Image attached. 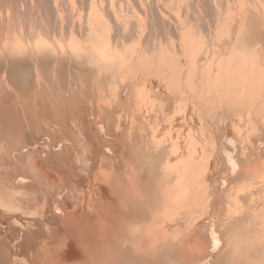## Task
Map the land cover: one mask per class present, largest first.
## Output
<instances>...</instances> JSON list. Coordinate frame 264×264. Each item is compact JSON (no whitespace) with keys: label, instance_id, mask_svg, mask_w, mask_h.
Returning a JSON list of instances; mask_svg holds the SVG:
<instances>
[{"label":"bare ground","instance_id":"bare-ground-1","mask_svg":"<svg viewBox=\"0 0 264 264\" xmlns=\"http://www.w3.org/2000/svg\"><path fill=\"white\" fill-rule=\"evenodd\" d=\"M85 1L0 25V264H264V0Z\"/></svg>","mask_w":264,"mask_h":264},{"label":"rangeland","instance_id":"rangeland-1","mask_svg":"<svg viewBox=\"0 0 264 264\" xmlns=\"http://www.w3.org/2000/svg\"><path fill=\"white\" fill-rule=\"evenodd\" d=\"M1 1H2V2H1ZM4 1H6V2H4ZM17 1L19 2V4L16 3ZM24 1H25V2H24ZM24 1H23V0H21V1H20V0H12V1L9 0V2H8V0H0V6H2V7L5 6L4 8H6V9H3V8H2L1 10L4 12V10L6 11V10L8 9V13H5V12H4V14L6 15V17H4V20H3V19L1 20V18H0V21H1L0 25H1V24H2V25L4 24V26H5L6 23H7V25H8V22H9V24L13 22V25L10 24V25H11V29H13V30H16V29H17L16 32L18 31V32H20L19 34H21V35H22V34H23V35H26V34L28 33V30H29V27H28V26H29V23L31 22L30 20H32V22L35 21V20H37V21H36V24H37V25H36V26H37L36 28H38V27H39V29H40V27L42 28V30H41V29H40V30L38 29V30H39V33H40V32L42 33V31H45V30H46V27H48V28H52L51 31L53 32V33H52V32L47 28V30H46L47 32L45 31L46 33L43 32V34L40 33V36H41V37H46V36H48V38L51 37L50 40H51V41H54L53 39H54L55 37H60L61 33L63 32L60 28H62L63 30H65V31L63 32L64 34H62V35H64V37H65V36L67 37L68 34H69V32L71 31V29H69V28H73V27L76 26V25H75V26L72 25L73 27H70L71 24L76 23L75 20L77 21V23H78L79 20L82 21V19H83V18H86L87 15H88L87 13H86L87 15L84 14V13H82V12H83L82 10H83L84 7L86 6V5L84 6V3H83L85 0H83V2H81V0H80L78 3H76L77 0H74V1H76V2H73V1H72L71 3H69L70 0H69V1H67V0H61V2H63V3H61V4H60V1L58 0V1H59V5H58V6L61 7V5H63L62 7L65 8L64 10H66L67 7H68V10H66L67 12H65V11H63V8H62V7H61L62 10H61L60 7L57 8L58 6L56 7V6H55L56 4H53V5L55 6V8L60 9L61 11H63V14H64V15L61 13V15L64 17V18H63L64 20H62V22L65 21V20H69V22H70L71 19H72V17H73V19H72V23H71V24H70V23L68 24V21H67V24L69 25V26H68V25L66 24V21H65L64 23H62V22H61V23H60V22H55L56 20H54V19H55L56 17H59V16L56 14V12H57V11L60 12V10H57V9H56L57 11H55V12L52 11V10L54 9V8H52V7H54V6H52V4H51V3H52L51 0H50V1H49V0H42V1H41V0H39V1H38V0H36V1H35V0H30V1H28V0H24ZM43 1H44V2H43ZM87 1H88V0H87ZM91 1H93V0H91ZM91 1H89V2H91ZM94 1H95V0H94ZM99 1H100V3L97 1V5H100V4H101V0H99ZM102 1H103V0H102ZM104 1H106V0H104ZM107 1H108V0H107ZM107 1H106V2H107ZM114 1H115V0H114ZM117 1H118V0H116L115 4H116V3L118 4V2L120 3V1H118V2H117ZM126 1H128V0H126ZM129 1H130V0H129ZM129 1H128V2H129ZM131 1H132V0H131ZM198 1H199L198 4H201V6H199L198 4H197L196 6L199 7V9H200V8L202 7V4L204 3V4H205V6L203 7L204 9L201 8L200 10H202V12H203V11L205 12V9H206V12H205V13H207V12H208L207 9L209 10L208 5H207V4H208V1H207V0H203V2H202V0H198ZM205 1H207V4H206ZM247 1H248V0H247ZM36 2H37V3H36ZM38 2H39V3H38ZM40 2H42L43 4L40 3ZM46 2H48V3L51 2V3H49V6H50V4H51L50 7L52 8V10H51V8H50V9L48 8V10H47L48 12H42V11H44V10L46 11V8H43V5H44V7H49V6H48V3H46ZM55 2H56V1H55ZM85 2H86V1H85ZM95 2H96V1H95ZM106 2H105V3H106ZM108 2H109V1H108ZM121 2H124V1H121ZM248 2H249V1H248ZM250 2H253V1H250ZM3 3H4V4H3ZM5 3H6V4H5ZM12 3H13V4H12ZM26 3H27V5H26ZM34 3H35V4H34ZM45 3H46V4H45ZM80 3H83V5L80 4ZM86 3H88V2H86ZM86 3H85V4H86ZM105 3H104V5L101 4L100 6H102V7L106 6V7H105V9H106L107 6H109V3H108V5L105 4ZM124 3L126 4L127 2H124ZM124 3H123V4L120 3L119 6L122 4V5H123V9H128L129 11L132 10V9H131V6H129L130 8H124V7L127 6L130 2H129L128 4H126V5H125ZM7 4H8V6H6ZM9 4H10V5H9ZM17 4H18V6H17ZM28 4H29V5H28ZM30 4H31V5H30ZM40 4H41V5H40ZM69 4H70V5H69ZM71 4H75V5L73 6V5H71ZM117 4L115 5V7H119V6H117ZM15 5H16V7H15ZM36 5H37V7H36ZM38 5H39V6H38ZM46 5H47V6H46ZM64 5H65V6L67 5V6L65 7ZM76 5L79 6V7H76L77 9L80 8L81 6H83V7H82L83 9H82V8H81V10L79 9V10H80V13H82V16L79 15V11H75V10H76V9H75V6H76ZM129 5H132V3H130ZM206 5H207V7H206ZM40 6H41V7H40ZM71 6H73V7L71 8ZM13 7H14V9H13ZM17 7H18V8H17ZM19 7H20V8H19ZM31 7H32V8H31ZM38 7H39V9H38ZM86 7H88V5H87ZM86 7H85V8H86ZM121 7H122V6H120V8H118V9H119L118 12L122 11V8H121ZM146 7L148 8V9H145L146 11L148 10V12L150 11L149 13H151V12L154 13V11H153L151 8H150V10H149V7H148V6H146ZM197 7H194L195 12L198 11ZM0 8H1V7H0ZM15 8H16V9H15ZM40 8H41V9H40ZM69 8H71V9H69ZM9 9H10L11 11H10ZM21 9H22V10H21ZM73 9H74L75 12H74V11L70 12V10H73ZM102 9H103V8H102ZM105 9H104V11L106 12L107 10H105ZM1 10H0V12H2ZM13 10H14V12H12ZM17 10H20V11L22 12V14H20L21 12H20V11H17ZM24 10H25V11H24ZM31 10H32V11H31ZM33 10H34L35 12H34ZM54 10H55V9H54ZM115 10H117V9L115 8ZM139 10H140V9L138 8V12H139ZM145 10H142V11H140V12H142V14H143V15L145 14V16H146L147 13H146V12L144 13ZM26 11H27V12H26ZM37 11H38V12H37ZM39 11H40V13H39ZM50 11H51V14H49ZM102 11H103V10H102ZM125 11H126V10H125ZM125 11L123 12V15H124L126 12H128V11H126V12H125ZM3 12H2V14H3ZM11 12H12V13H11ZM29 12H31V13H29ZM41 12H42V13H41ZM64 12H65V13H64ZM69 12H70V13H69ZM73 12H74V13H73ZM84 12H85V10H84ZM86 12H88V8H87ZM140 12H139V13H140ZM200 12H201V11H200ZM202 12H201V13H202ZM204 12H203V14H204ZM15 13H19V14H18V17H17V14H15ZM24 13H26V14H24ZM32 13H33V14H32ZM34 13H37V14L39 13V14H38V15L36 14L37 16H35ZM45 13L48 14L47 18H45V17H44V18L41 17V14L44 16ZM57 13H58V12H57ZM67 13H68V14H67ZM120 13H121V12H120ZM149 13H148V14H149ZM197 13H198V12H197ZM197 13H195V14L197 15ZM7 14H9V15L7 16ZM53 14H55V15H57V16H56L55 18H51V19H53V20H49V21H50V22H49V21H48V19L50 18L49 15H51V16L53 17V16H54ZM59 14H60V13H59ZM74 14H75V16H76V14H77V16H79L80 18L82 17V19H80V18L77 17V16L74 17ZM104 14H105V13H104ZM121 14H122V13H121ZM130 14H132V13L130 12ZM142 14H140V15H142ZM148 14H147V15H148ZM203 14H201V17H202V16H203V17L206 16V14H204L205 16H204ZM0 15H1V13H0ZM30 15H31V16H30ZM32 15H33V16H32ZM65 15H68V16H65ZM84 15H86V16L84 17ZM143 15H142L141 17H143ZM199 15H200V14L198 13V16H199ZM208 15H209V16H206V17H207V18H211V15H210V14H208ZM3 16H4V15H3ZM12 16H13L14 18H13ZM28 16H29V18H28ZM39 16H40V17H39ZM62 16H60V17L62 18ZM69 16H71V19H67V18L65 19V17H69ZM7 17H8V18H7ZM31 17H32L33 19H32ZM48 17H49V18H48ZM199 17H200V16H199ZM201 17H200V18H201ZM203 17H202V21H203V20L206 21V24H205L206 26L203 25V26H204V30L208 27L207 30H206V31L208 32V30H209L208 23H209V22H207V21H208L209 19H208V20H205L206 17H205V19H203ZM5 18L7 19V21H6ZM21 18H22V19H21ZM30 18H31V19H30ZM34 18H35V19H34ZM39 18H43V19H39ZM75 18H78V19H75ZM144 18H145V17H144ZM148 18H149V19L153 18V15H152V14H150V16L148 15ZM200 18L196 17V19H197L199 22H202ZM262 18H264V17L262 16ZM11 19H12V20H11ZM18 19H19L20 21H18ZM74 19H75V20H74ZM194 19H195V18H194ZM27 20H28V21H27ZM40 20H41V21H40ZM42 20H43V21L45 20V22H43ZM73 20H74V23H73ZM210 20H212V19H210ZM210 20H209V21H210ZM263 20H264V19H263ZM263 20L261 19V20H259V21H260V22H263ZM2 21H3V23H2ZM5 21H6V22H5ZM46 21H47L48 23H47ZM52 21H53V22H52ZM195 21H196V20H195ZM204 21L202 22L203 24H204ZM253 21H255L256 23L258 22V23H257L256 25H254L255 23H254ZM259 21H258V19H257V21L254 19V20H252V22H253L252 24H251V22H249V24H251V25H249V28H252V27L255 26L257 30H261V29H263L264 27L262 28V26L264 25V23H259ZM24 22H25V23H24ZM26 22H27V24H26ZM41 22H42V23H41ZM210 22H211V21H210ZM54 23H55V25H54ZM202 23H200V24H202ZM14 24H17V25H16L17 27L20 26V27H21L23 30H25L27 33H25V31H23V30H20V31H19V29H21V28H19V29H18V28H12V27H14ZM40 24H42V25H40ZM50 24H52V25H50ZM58 24H59V25H58ZM63 24H64V25H63ZM65 24H66V26H65ZM27 25H28V26H27ZM43 25H44V26H43ZM45 25H46V26H45ZM47 25H48V26H47ZM53 25H54V26H53ZM57 25H58V26H57ZM258 25H260V28H258V27H259ZM16 26H15V27H16ZM42 26H43V27H42ZM49 26H50V27H49ZM250 26H251V27H250ZM23 27H24V28H23ZM57 27H58V29H56ZM63 27H64V28H63ZM66 27H67V29H66ZM205 27H206V28H205ZM43 29H44V30H43ZM56 30H57V31H56ZM66 30H67V32H68L67 34L65 33ZM69 30H70V31H69ZM252 30H253V29H252ZM254 31H255V28H254ZM261 31H262V30H261ZM263 31H264V29H263ZM21 32H22V33H21ZM59 32H60V33H59ZM24 33H25V34H24ZM39 33L37 32V37H38ZM47 33H49V34H47ZM44 34H46V36H44ZM52 34H53V35H52ZM55 34H56V36H55ZM28 35H29V33H28ZM28 35H27V36H28ZM58 35H59V36H58ZM62 35H61V36H62ZM0 36H1V35H0ZM2 36H4V35H2ZM27 36H26V38H25V39H26L25 41H28V40H29ZM29 36H30V35H29ZM54 36H55V37H54ZM4 37H5V36H4ZM4 37H0V39H1L0 42H1L3 39H5ZM23 37H24V36H23ZM52 37H53V38H52ZM29 38H30V37H29ZM48 38L46 37V39H48ZM23 39H24V38H23ZM48 40H49V39H48Z\"/></svg>","mask_w":264,"mask_h":264}]
</instances>
